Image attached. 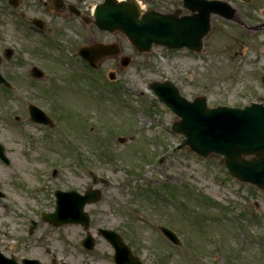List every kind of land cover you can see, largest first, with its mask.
Here are the masks:
<instances>
[{
  "label": "rangeland",
  "instance_id": "1",
  "mask_svg": "<svg viewBox=\"0 0 264 264\" xmlns=\"http://www.w3.org/2000/svg\"><path fill=\"white\" fill-rule=\"evenodd\" d=\"M99 1L83 0L79 7L90 13ZM228 1L238 8L236 20L214 14L201 52L154 46L140 54L120 34L131 63L123 67L108 57L94 75L77 49L113 36L76 16L66 20L45 0H20L17 8L0 0V54L14 50L0 64L12 83L10 90L0 84V141L10 159L0 160L4 255L45 264H115L113 246L98 233L107 227L145 264H264V190L230 176L221 155L174 150L181 139L171 131L176 115L148 86L171 79L188 98L206 94L211 106L264 102V0ZM33 17L44 21L46 33L31 28ZM33 65L44 76L33 77ZM29 102L54 123L30 121ZM92 171L107 182L92 184ZM88 185L103 190L85 207L89 226H55L40 216L55 209L56 189L84 192ZM169 186L176 200L169 199ZM33 219L37 225L29 232ZM160 224L177 232L180 246L163 236ZM88 232L92 250L82 245Z\"/></svg>",
  "mask_w": 264,
  "mask_h": 264
},
{
  "label": "water",
  "instance_id": "2",
  "mask_svg": "<svg viewBox=\"0 0 264 264\" xmlns=\"http://www.w3.org/2000/svg\"><path fill=\"white\" fill-rule=\"evenodd\" d=\"M9 1L14 6L19 4V0ZM186 5L192 10V14L180 16L175 12L163 13L156 10L141 14L136 0H104L95 8L94 22L102 29L122 31L140 51H150L153 43L168 48L188 47L199 51L203 47L204 36L211 29V15L224 13L232 17L235 12L223 0H188ZM36 23L41 25L40 21ZM79 52L91 65L96 66L99 59L109 54H118L120 48L118 44L97 43L84 46ZM6 54L10 56L12 50L8 49ZM129 62L130 58L123 57L124 66ZM33 74L40 77L43 72L34 67ZM111 77H114L113 74ZM0 82L9 85L1 72ZM150 87L179 116L174 120L172 130L183 133L185 138L176 149L188 145L192 151L204 156L213 152L222 154L231 175L264 188V103L252 102L244 107H210L205 95L189 100L169 79L153 81ZM29 109L32 120L52 123L51 118L36 105L30 104ZM0 156L8 162L1 143ZM100 195L99 189H88L85 194L75 190L58 191L56 210L44 213L43 217L56 225L66 222L88 225L90 217L84 211V206L97 200ZM161 229L172 241L179 242L171 229L164 226ZM99 231L115 247L117 264H143L139 257L133 255L130 246L118 232L106 228H100ZM84 244L88 248L93 247L91 234L84 239ZM24 262L40 264L38 260L25 259ZM0 264L20 263L0 255Z\"/></svg>",
  "mask_w": 264,
  "mask_h": 264
},
{
  "label": "flooded vegetation",
  "instance_id": "3",
  "mask_svg": "<svg viewBox=\"0 0 264 264\" xmlns=\"http://www.w3.org/2000/svg\"><path fill=\"white\" fill-rule=\"evenodd\" d=\"M146 1H147L146 9L156 8V9H159V10L169 11V10L184 6V0H160V1H157V0H146ZM81 2H83V1L82 0L81 1L80 0H75V3L78 4L77 5L78 9H81V8H79V3H81ZM45 3H47L49 5L50 9L56 7V4H54L53 0H45ZM70 4H72L70 2V0H63V2L61 1V6H63V9H61V11H62L64 16H66L67 13L71 14V15L73 14L70 11V7H71ZM184 8L185 7H183V12L186 13L187 10L184 9ZM76 17L79 20L81 19L79 16H76Z\"/></svg>",
  "mask_w": 264,
  "mask_h": 264
}]
</instances>
